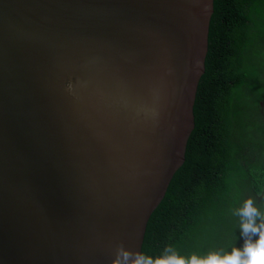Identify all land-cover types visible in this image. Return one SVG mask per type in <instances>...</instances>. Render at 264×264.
<instances>
[{
	"label": "water",
	"instance_id": "95a60500",
	"mask_svg": "<svg viewBox=\"0 0 264 264\" xmlns=\"http://www.w3.org/2000/svg\"><path fill=\"white\" fill-rule=\"evenodd\" d=\"M213 0H0V264L141 251L185 159Z\"/></svg>",
	"mask_w": 264,
	"mask_h": 264
},
{
	"label": "trees",
	"instance_id": "16d2710c",
	"mask_svg": "<svg viewBox=\"0 0 264 264\" xmlns=\"http://www.w3.org/2000/svg\"><path fill=\"white\" fill-rule=\"evenodd\" d=\"M207 41L185 159L146 224L152 256L230 251L243 201L264 213V0H213Z\"/></svg>",
	"mask_w": 264,
	"mask_h": 264
},
{
	"label": "clouds",
	"instance_id": "9594fccd",
	"mask_svg": "<svg viewBox=\"0 0 264 264\" xmlns=\"http://www.w3.org/2000/svg\"><path fill=\"white\" fill-rule=\"evenodd\" d=\"M239 217V230L243 239L240 247L230 251H210L206 255L196 253L184 256L171 245L157 256L118 246L111 264H264V213L249 197L235 210Z\"/></svg>",
	"mask_w": 264,
	"mask_h": 264
}]
</instances>
